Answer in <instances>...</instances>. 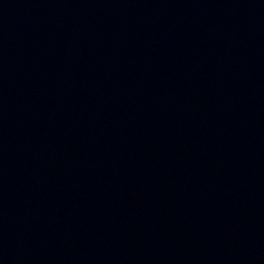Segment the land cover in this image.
Wrapping results in <instances>:
<instances>
[{"label": "water", "instance_id": "95a60500", "mask_svg": "<svg viewBox=\"0 0 264 264\" xmlns=\"http://www.w3.org/2000/svg\"><path fill=\"white\" fill-rule=\"evenodd\" d=\"M0 264H264V0H0Z\"/></svg>", "mask_w": 264, "mask_h": 264}]
</instances>
